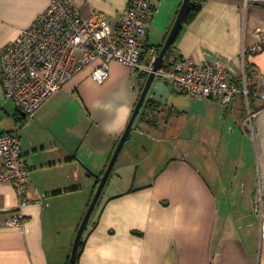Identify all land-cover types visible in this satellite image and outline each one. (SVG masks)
<instances>
[{
	"label": "crops",
	"instance_id": "0c3cea01",
	"mask_svg": "<svg viewBox=\"0 0 264 264\" xmlns=\"http://www.w3.org/2000/svg\"><path fill=\"white\" fill-rule=\"evenodd\" d=\"M51 1L0 0V53ZM72 1L84 17L99 12L112 34L127 7V0ZM199 1L169 55L197 64L229 59L232 80L240 85L244 75L255 91L264 77V47L249 51L259 46L256 31L264 34V2L243 9L240 0ZM182 2L151 1L144 61L165 43ZM153 31L160 34L155 41ZM91 72L76 75L25 126L0 77V135L22 127L30 171V203L19 227L7 225L17 198L12 184L0 180V264H69L99 178L145 85L139 72L118 62L109 64L102 84ZM154 81L113 167L120 161L124 186L103 199L101 193L77 264H264L253 202L258 188L264 197V103L250 98L247 108L238 94L224 106Z\"/></svg>",
	"mask_w": 264,
	"mask_h": 264
},
{
	"label": "built area",
	"instance_id": "2783aa9c",
	"mask_svg": "<svg viewBox=\"0 0 264 264\" xmlns=\"http://www.w3.org/2000/svg\"><path fill=\"white\" fill-rule=\"evenodd\" d=\"M152 0H127L115 34L108 31L104 18L93 11L80 14L72 0H52L49 7L19 37L0 53V77L7 99L24 115V126L32 122L43 105L68 85L85 68L92 67L91 79L97 84L109 77V64L118 62L139 73L150 74L157 55L152 53L142 62V45ZM243 9L264 0H240ZM259 46L264 47V34L256 31ZM155 78L165 80L171 88L192 99H216L228 106L241 94L264 103V77L250 93L245 76L238 85L231 78V61L221 59L197 64L191 59L165 55L162 69ZM255 115L248 109L247 121L253 127ZM22 127L0 135V180L12 184L17 204L8 226H21L22 210L30 203L29 175L26 156L21 146ZM254 210L264 236V197L260 188L254 195Z\"/></svg>",
	"mask_w": 264,
	"mask_h": 264
},
{
	"label": "water",
	"instance_id": "95a60500",
	"mask_svg": "<svg viewBox=\"0 0 264 264\" xmlns=\"http://www.w3.org/2000/svg\"><path fill=\"white\" fill-rule=\"evenodd\" d=\"M191 1L192 0H183L181 8L179 10V13H178V15H177V17H176V19H175V21L173 23V26H172V28H171L168 36H167V39L165 40V43L162 46V49H161L159 55L156 58V61H155L154 65H153V70L148 75V77L146 79L145 85L143 87V90L141 92L139 100H138V102L136 104V107H135V109L133 111L131 119H130V121H129V123H128V125H127V127H126V129H125V131L123 133V135L120 138V141H119V143H118V145H117V147H116V149H115V151H114V153H113V155L111 157V160H110V162L108 164V167H107L106 171L104 172L103 176L100 177V178L98 177L99 178V186H98L97 191H96V193H95V195H94V197H93V199H92V201H91V203H90V205H89V207H88V209H87V211H86V213L84 215V218H83V220L81 222V225H80V227L78 229V232H77V235H76V238H75V241H74L72 253H71V256H70L69 264H76L77 256H78V250H79V247H80L81 239H82V236H83V234H84V232H85V230L87 228V225H88V222H89V220L91 218V215H92V213H93V211H94V209H95V207H96V205L98 203L100 195H101V193L103 191V188H104V186H105V184H106V182H107V180H108V178L110 176V173H111V171H112V169H113V167H114V165L116 163V160H117V158L119 156V153H120L124 143L126 142L128 136L130 134V131H131L132 127H133V124H134V122H135V120H136L141 108L143 107V104H144V102L146 100L147 94H148V92L150 90V87H151V85H152V83H153V81L155 79V73L158 70L162 69L163 63H164V57L167 54L171 44L173 43V40L176 37L178 31L182 27V24H183L184 19H185L186 15H187L189 6L191 4Z\"/></svg>",
	"mask_w": 264,
	"mask_h": 264
},
{
	"label": "rangeland",
	"instance_id": "374dc122",
	"mask_svg": "<svg viewBox=\"0 0 264 264\" xmlns=\"http://www.w3.org/2000/svg\"><path fill=\"white\" fill-rule=\"evenodd\" d=\"M159 36H160V34H159V32L158 31H153L151 34H150V39L151 40H157L158 38H159ZM157 79V78H156ZM155 83H156V85H158L159 86V88H169V86H167L163 81H161V80H155L154 81ZM212 154V153H211ZM215 158V157H214ZM119 163H120V161L118 162V164H117V167L115 166V168L114 169H112V171H111V173H110V176H109V178H108V180H107V182H106V184H105V186H104V189H103V191H102V199H103V197L105 196V195H107V193L109 192V191H111V190H114V189H116V188H120L121 186L123 187L124 186V181H121V180H123V179H121L120 177H119V175H117V168H118V165H119ZM124 176V175H123ZM98 186H99V183H98V185H97V187H96V190H95V192H94V194H93V196H92V199H93V197H94V195H95V193H96V191H97V188H98ZM92 199H91V201H92ZM91 201L89 202V205H90V203H91ZM89 207V206H88ZM88 209V208H87ZM87 209H86V211H87Z\"/></svg>",
	"mask_w": 264,
	"mask_h": 264
},
{
	"label": "trees",
	"instance_id": "16d2710c",
	"mask_svg": "<svg viewBox=\"0 0 264 264\" xmlns=\"http://www.w3.org/2000/svg\"><path fill=\"white\" fill-rule=\"evenodd\" d=\"M199 2H200L199 0H192V1H191V4H190V6H189V9H188V12H187V15H186V17H185V19H184L183 24H187V23L191 22V20L196 16V14H197V12L199 11V8H200V6H199ZM175 39H176V37L174 38L173 43H174ZM173 43H172V44H173ZM172 44H171V45H172ZM161 49H162V46H159V47H157V49L154 50L153 53H154L155 55L158 56L159 53H160V51H161ZM170 49H171V47L169 48V50H168V52H167L166 55H169ZM143 53H144V52H143ZM143 53H142V62L144 61ZM246 70H247V69H246ZM138 77L143 79V85H144L145 82H146V79H147V77H148V74H145V73H139ZM247 89H248V91H249L250 93L253 92V91L250 90L249 87H247ZM249 100H250V99H249ZM147 104H149V102H147L146 105H147ZM81 244H82V242L80 243V246H81ZM79 249H80V247H79ZM78 254H79V250H78ZM77 258H78V256H77ZM76 264H77V261H76Z\"/></svg>",
	"mask_w": 264,
	"mask_h": 264
}]
</instances>
